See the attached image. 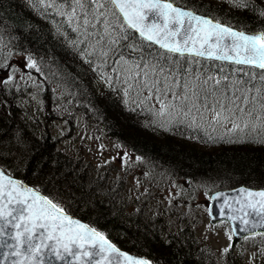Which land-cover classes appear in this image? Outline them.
Returning a JSON list of instances; mask_svg holds the SVG:
<instances>
[{"label":"trees","instance_id":"16d2710c","mask_svg":"<svg viewBox=\"0 0 264 264\" xmlns=\"http://www.w3.org/2000/svg\"><path fill=\"white\" fill-rule=\"evenodd\" d=\"M174 1L242 29L264 30V16L260 15L264 0H249L247 8L233 4L230 8L225 3L206 0ZM80 2L85 10L77 6L76 0H0V45L11 47L14 53H29L39 59L40 70L36 74L42 80V96H51L63 106L70 103L73 115L68 122L71 125L78 116L95 121L104 134L140 155L148 165L183 179V186L194 187L198 182H207L214 189L239 184L264 187V143H261L264 126L260 124L264 119L261 108L264 71L178 57L160 50L126 27L113 44V38L104 32L102 20L93 19L91 0ZM73 7L77 10L75 17H71ZM85 16L91 21L88 25L83 23ZM101 33L107 37L101 40ZM123 58L139 65L136 71H151L150 80L161 81V93L143 87L141 76L129 88V83H133L130 74L123 77L116 74ZM233 69L239 80L236 88L248 89L245 95L250 101L246 106L241 105L242 112L233 109L236 111L233 119L241 124L240 128L232 126L208 133L198 123L190 125L161 113L158 105L161 98H157L161 95L165 104L174 105L165 109L163 104L166 112L183 108L189 102L199 110L207 106L216 108L214 97L209 95L205 100L204 93L194 101L173 100V94L177 98L182 96L173 80L195 84L214 75L224 78L226 73L227 80L216 86L224 88L230 85ZM193 74L198 80L193 79ZM12 78L0 80V164L4 168L102 229L119 246L146 255L154 264H203L191 233L187 235L177 229L171 236L165 235L166 231L161 235L158 228L165 225V219L150 224L151 219L140 213L130 216L129 203L123 196L124 183L119 188L115 184L116 177L109 172L104 177L102 166L97 167L82 156L75 159L60 146L57 148L60 138L50 128V115L43 111L34 113L27 102L23 103L30 97V83ZM168 87L172 90L167 91ZM234 91L229 87L228 99H221L227 108L233 107L229 101ZM246 121L256 126L249 123L244 127ZM40 179L46 183H41ZM47 185L60 187L63 191L59 194H66L72 202L79 203L80 209H85L78 211L67 206L50 194ZM174 216H179L184 225L193 222L190 210L181 214L168 211V219ZM185 229L191 231L192 226ZM167 238L170 242H165ZM256 264H264V261Z\"/></svg>","mask_w":264,"mask_h":264},{"label":"snow or ice","instance_id":"6c2138e0","mask_svg":"<svg viewBox=\"0 0 264 264\" xmlns=\"http://www.w3.org/2000/svg\"><path fill=\"white\" fill-rule=\"evenodd\" d=\"M91 3L94 5L93 19L100 22L99 18L104 17V32L109 37L117 32V26L119 29H125L126 26L137 31L142 39L157 44L178 57L188 56L194 62L197 57H208L232 61L238 65H253L264 70V32L250 35L236 31L232 27L198 14L194 9L175 6L174 0H91ZM231 3L237 8H247L249 0H231ZM76 4L81 10H85L80 0H76ZM107 4L112 6L111 9L106 7ZM112 9H117L118 13ZM76 11L75 7L71 9V17L76 16ZM260 15L264 16V9L260 10ZM109 16L115 17V21L110 20ZM83 23L88 25L91 21L85 16ZM117 42L115 38L111 40L113 44ZM139 67L135 65L134 69ZM154 68L155 66L152 69L153 73ZM160 72L162 73L163 69H160ZM140 76V71L130 72V80L133 83H129V88L134 86ZM143 77V87L149 91L155 90L157 94L161 93L159 79L150 80L149 71H144ZM193 79L198 80V77L193 74ZM223 79L227 80V77ZM261 79H264V74ZM209 81L212 83L209 84ZM173 83L181 89L182 101L197 100L201 93H204V99L207 100L211 95L217 105L212 109L214 118L219 121L223 116L232 120L234 129L241 127L233 118L236 111H243L241 105L246 106L250 101L245 95L248 89L236 88L238 81L225 85L224 88L216 87L221 84V80L214 77L198 80L195 84L191 81L180 84L176 80H173ZM229 87L235 89L233 98L229 101L232 108H227L221 103V99H228L226 92ZM171 90L170 87L167 88V91ZM237 92L240 94L237 95ZM125 94L127 95V92ZM157 98H161L163 103L162 95ZM172 99H176L175 94ZM170 106L174 105L164 104L165 109ZM261 108L264 109V104H261ZM247 115L250 117L251 112L249 111ZM249 123H252L253 127L256 126L254 122L246 121L244 127ZM260 124L264 126V119H261ZM261 143H264V140ZM2 176L3 172L0 171V177ZM21 188L23 191H20ZM247 196L259 199H249L242 203L238 210H234L241 214L233 215L231 219L239 220L246 232L250 228H264V191L247 192ZM13 201L16 207L9 209L6 205L12 204ZM221 211L223 212V208ZM253 215L259 219H252ZM5 225L12 226L15 235L11 238L16 243L7 245L5 241L0 240V246L14 248L16 255L24 256L25 260L31 258L33 264H44L39 258L44 254L43 249H49L47 254L56 260L65 261L66 264H72L69 257L79 260L81 264H101L102 261L105 264H153L151 260L133 258L127 253L120 252L104 233L73 220L50 199L41 197L32 189L12 180H8L7 191L5 185L0 184V236L5 234ZM25 247L27 254L21 251ZM228 250L225 248L223 251ZM12 264H17V261H13Z\"/></svg>","mask_w":264,"mask_h":264},{"label":"rangeland","instance_id":"374dc122","mask_svg":"<svg viewBox=\"0 0 264 264\" xmlns=\"http://www.w3.org/2000/svg\"><path fill=\"white\" fill-rule=\"evenodd\" d=\"M206 1L225 3L230 8L232 4L231 0ZM111 17L108 18L111 20ZM100 19L103 23L104 18L100 17ZM112 21H115V17ZM122 31L123 29H119L117 26V32L113 33L111 38L119 37ZM1 42L2 39L0 38ZM38 62H40L39 59L32 54H17L14 53L11 47L0 45V80L3 81L8 77H13L12 79L16 81L30 83V97L26 98L23 103L27 102V106L34 113L43 111L50 115V128L53 134L58 139L60 138L59 143L56 142L57 148L60 146L63 152L75 159L82 156L95 166H102L101 172L104 177L107 172L116 177L117 182L115 184L119 188L124 183V197L129 202L128 211L130 216L140 213L154 222H160L161 218L165 219V225L158 228L161 235L164 233L163 231H166L165 235L171 236V233L177 229L186 232L187 235L191 233L199 248V253L202 255L203 264H256L264 261V235L247 237L230 249L232 239L230 224L228 222H220L214 225L210 223L207 207L210 193L214 189L211 184L205 182L194 187L183 186L182 179L169 176L158 168L148 165L145 160L141 159L128 147L120 145L104 134L100 126L85 116H78L74 124L71 125L68 121L73 115L72 105L68 103L63 106L62 103L58 102L57 99H52L51 96H42V80L36 74L40 70ZM120 64L116 71L119 77L127 76L133 70L136 71L134 63L127 60V58H123ZM144 71L149 70L143 69L141 71L142 79L144 78ZM244 71L249 72V70ZM235 73L236 70L233 69L230 76L231 81L228 84L231 85V83L239 81L235 78ZM224 74L223 77H226ZM151 76L152 73L149 71V79H151ZM212 77L220 79L221 83L224 82L222 75ZM180 97H176L175 100L179 102ZM23 103L22 106L25 107ZM165 103L166 100L163 99V103L161 100L158 105L161 113L169 119H181L191 123L190 125L198 123V126L208 133H211L214 129L223 131L233 126L232 120L225 119L223 116L217 121L212 111L214 108L207 106L205 110H199L195 109L193 104L189 102L183 108L180 106L166 112L162 107ZM120 172L126 175V178ZM40 181L43 184L46 183L44 180L40 179ZM46 188L56 199L64 201L67 206L74 210L82 211L85 209V207L80 209L79 203L72 202L66 194H59L60 191H63L60 187L47 185ZM175 201L177 203L173 204ZM134 210L136 213L132 212ZM172 210L174 214H181L190 210L191 220L193 221L191 225H184L185 223L179 221V216L168 219L167 213ZM111 213L115 214L114 212ZM181 224L183 226H180ZM186 226H192L191 231L185 229ZM181 236L186 238V236ZM176 239L179 240V237ZM165 242H170V240L167 238ZM225 248L229 250L224 252ZM185 253L186 256H189L187 250ZM159 264L163 263L159 262Z\"/></svg>","mask_w":264,"mask_h":264},{"label":"water","instance_id":"95a60500","mask_svg":"<svg viewBox=\"0 0 264 264\" xmlns=\"http://www.w3.org/2000/svg\"><path fill=\"white\" fill-rule=\"evenodd\" d=\"M175 6H177V5H175ZM198 14H200V13H198ZM200 15H202V14H200ZM203 16H206V15H203ZM206 17L209 19H212L209 16H206ZM214 22H217V21L214 20ZM220 24L228 26L227 24H224V23H220ZM229 27H231V26H229ZM232 28L236 31H241L237 28H234V27H232ZM245 33L250 34V35H255V34H258L260 32H245ZM204 58H208V57H204ZM0 171L3 172V176L0 177V184L5 185V191H7L8 180H12V181L18 182L19 184L23 185L26 188L32 189L34 192L38 193L39 196L45 197L42 193L35 190L33 187L23 183L19 179H16V178L9 176L1 168H0ZM242 189H244L246 191H241ZM20 191H23V189L21 188ZM259 191H264V188L255 189V188H248L245 186H237V187L230 188V189L217 190L211 196L210 205H209V214L211 217L210 221H211V223H216V222L221 221V220L230 221L231 225H232L233 233H234L233 244L238 242L245 235L253 234V233H257V232H264V228H259V227L255 228V229L250 228L246 232V231H244V225L240 224L239 220L231 219V217L233 215H240L241 214L238 211H234V210H238L241 207L242 203L247 202L249 199H252V200L259 199V197L249 198L247 196V192L255 193V192H259ZM228 205H230V207H228ZM6 206L9 209H14L16 207V203H15V201H13L12 204H9ZM222 208H223V212L221 211ZM64 214L67 215L68 217L72 218L73 220L79 221L80 223L90 227V225L87 224L86 222L81 221V220H79V219H77L71 215H68L65 211H64ZM13 215H15V213H13ZM252 219H259V218L256 217L255 215H253ZM14 235H15V231H13L12 226L11 225H5V234L3 236H0V240L5 241L7 243V245H13L16 243V241H14L11 238ZM21 251L26 253V247L21 249ZM42 252L44 254H42L39 258L44 261V264H50V262H51V264H66L65 261L56 260L51 255L47 254L49 252V249H43ZM120 252L127 253L129 256H131L133 258L146 259L140 255H137V254H134L131 252L122 251V250H120ZM68 259H70L72 261V264H81V262L79 260L73 259L72 257H69ZM85 259H87V258H85ZM97 259H98V257H97ZM120 259H121V261H123L122 257H120ZM13 261H17V264H33V262L31 261V258H29L28 260H25L24 256L16 255L14 248L7 247V246H0V264H12ZM101 264H105V262L102 261Z\"/></svg>","mask_w":264,"mask_h":264}]
</instances>
